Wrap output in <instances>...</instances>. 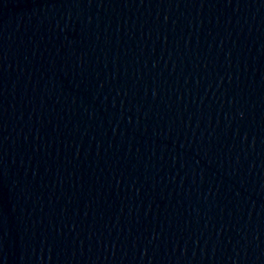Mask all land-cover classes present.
<instances>
[{
  "label": "water",
  "instance_id": "1",
  "mask_svg": "<svg viewBox=\"0 0 264 264\" xmlns=\"http://www.w3.org/2000/svg\"><path fill=\"white\" fill-rule=\"evenodd\" d=\"M0 264H264V0H0Z\"/></svg>",
  "mask_w": 264,
  "mask_h": 264
}]
</instances>
